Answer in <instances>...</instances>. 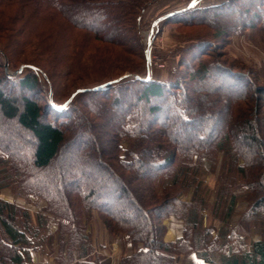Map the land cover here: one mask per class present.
Wrapping results in <instances>:
<instances>
[{"label":"trees","instance_id":"obj_1","mask_svg":"<svg viewBox=\"0 0 264 264\" xmlns=\"http://www.w3.org/2000/svg\"><path fill=\"white\" fill-rule=\"evenodd\" d=\"M151 1L0 0L1 38L28 26L25 44L35 37L34 22L64 21L86 41L71 46L94 42L95 56L122 63L117 74L60 95L47 66L16 59L0 45V121L17 128L11 135L0 130V162L9 170L0 189L13 179L22 193L45 203L46 214L34 225L28 210L0 199V264L25 263L44 238L47 217L58 222L67 251L85 256L90 247L81 220L92 211L109 234L128 233L142 244L118 264H172L174 254L190 252L202 261L197 264H264V79L246 62L213 50L246 29L264 31V0H223L164 14L157 24L228 21L190 41L163 79L150 75L139 33ZM8 5L15 13L2 16ZM84 139L92 144L78 147ZM220 154L224 163L211 195L204 177ZM94 170L101 175L94 177ZM239 185L242 191L234 188ZM122 198L125 205L117 207ZM233 215L235 225L229 224ZM168 216L183 222L173 242L156 233ZM251 227L258 238L247 244ZM74 264L104 263L89 257Z\"/></svg>","mask_w":264,"mask_h":264},{"label":"rangeland","instance_id":"obj_2","mask_svg":"<svg viewBox=\"0 0 264 264\" xmlns=\"http://www.w3.org/2000/svg\"><path fill=\"white\" fill-rule=\"evenodd\" d=\"M213 1H215V3H217V1L220 2L219 0H202L200 3L195 4V6L212 4L214 3ZM187 2V0H152L141 14L139 33L146 49L148 48L146 43H151L152 45L150 53L152 62L150 65H148L147 51L145 52L150 75L154 78H167L176 65L180 51L184 50L190 41H193V39L201 37L202 34L206 33V29H208L209 32H214L217 27L227 24L228 20L224 17L217 18L216 23L214 24V22H211L209 23V26H183L173 23L154 24V20L157 15H161L158 18L161 19L164 14L183 8L184 5L188 4ZM4 8L5 11H3L4 14H2V16L12 15L16 11L15 6L13 5H8ZM52 23L53 25L50 23L43 25L40 24L39 21L34 22L36 25L34 26L32 36L35 37L31 38L29 41L27 40L25 44L21 41L23 38L27 39L29 36V27L25 26L23 28L24 30H22V33L24 32L25 34H22L21 32H18L19 27L16 26L12 33L9 34L8 40L5 39V35L2 38L0 37V45L15 56L16 59L23 58V60L27 59L28 61L29 59H34L33 61L47 66V68L55 75L56 90L60 95L65 92L66 95L67 91L70 90L72 86L81 85L82 83H93L91 81H96L107 75H115L121 70L120 68H122V63L112 62L111 57H108L109 55L104 57L103 55H94V42L92 44H79L71 46L74 43H82V39L78 35V32L72 28H68L64 21L54 20ZM14 32L16 33L14 34ZM15 38H19V41L17 42ZM83 43H86V41ZM220 44L221 41H218L217 46L213 49L216 52L219 51V55L226 52L227 56H225L230 60L238 59L246 62L258 73L259 81L264 79V31H258L257 33L246 29L243 32L234 34L228 44ZM219 55L216 57H220ZM5 65L6 60L4 61V66ZM44 86L46 87L45 84ZM49 93L51 95L50 90ZM14 95L13 91L10 96L13 97ZM62 98L63 97H60V99ZM13 126L15 125L12 121H8L6 119L0 121V130L4 128L7 133L17 129ZM94 134L96 135V133ZM9 135H11V133H9ZM0 137H3L1 131ZM12 137L15 138V135ZM14 140L15 139H13V141ZM99 140L103 143L102 137L99 138ZM18 141H20V144H26L24 142L25 140L21 139ZM84 141H86V139L82 140L83 143H80L78 147L84 145V148L85 146H90V144H92L91 140L86 143ZM81 150L78 151L81 152ZM0 155L5 157L1 151ZM223 163L224 158H222L220 154L219 161L214 170L207 173L204 177L207 189L211 195H214L213 188L215 187V183L218 182L219 171ZM7 164L8 163L5 161L0 162V178L9 174ZM13 175L18 176V174L15 173ZM92 175L94 177H98L101 175V172L94 170ZM7 181H10L13 184H9V186L1 188L0 192L9 189L17 196L25 199L22 196H27V194L22 193L19 187L14 185L16 183L12 182L13 179H9ZM234 188L242 191L244 186L239 185ZM181 197L187 199L188 193L186 195H182ZM33 199L35 198L33 197ZM33 199L30 200L33 201ZM124 201L125 200L123 198L119 199V204H116V206L125 205ZM244 205L245 203L243 200L239 199L237 205L238 209H242ZM82 219H85V217H82ZM236 219L237 216L235 215L233 220L236 221ZM161 227L160 223L157 226L156 233L162 239L163 229L161 230ZM180 236L181 232L179 237ZM177 255L178 254H174L173 257L175 258ZM97 256L98 255H92L91 258H99V256Z\"/></svg>","mask_w":264,"mask_h":264},{"label":"crops","instance_id":"obj_3","mask_svg":"<svg viewBox=\"0 0 264 264\" xmlns=\"http://www.w3.org/2000/svg\"><path fill=\"white\" fill-rule=\"evenodd\" d=\"M213 2L215 3V1ZM183 7L186 6L184 5ZM160 16H156L154 24H157L156 20ZM157 79L160 78L157 77ZM3 191L0 192V199L28 210L30 221L34 225H38L39 216L46 215L42 212L45 204L43 201L37 198L33 199L30 195L22 196L27 200L22 199L9 189ZM30 199H33V201ZM236 208L238 207L236 206ZM234 216L229 221L231 225L236 224V221L233 220ZM81 222L84 225V231L87 234V241L90 247L89 252L85 256L80 257L77 248L70 253L67 251L65 237L61 236L57 230L58 222L54 218L47 217L42 227L44 238L35 242L34 248L30 249L29 257L23 264H73L80 258H89L92 255H98L100 262L104 264H118L121 257L130 255L141 248V243L135 242L128 233L109 234L95 211L91 212L88 219H82ZM161 226L163 229L162 240L173 242L180 235L182 220L174 216H168L162 220ZM256 238H258L257 234L254 228L251 227L247 244ZM200 262L202 261L196 257L194 252L186 255L178 254L173 260V264H197Z\"/></svg>","mask_w":264,"mask_h":264},{"label":"built area","instance_id":"obj_4","mask_svg":"<svg viewBox=\"0 0 264 264\" xmlns=\"http://www.w3.org/2000/svg\"><path fill=\"white\" fill-rule=\"evenodd\" d=\"M187 1H188L187 2L188 4L185 6H195V4L200 3V1H202V0H187ZM146 44L148 45V48L146 49L147 54H148V65H150L152 62V58H151V54H150L152 45H151V43H146Z\"/></svg>","mask_w":264,"mask_h":264},{"label":"water","instance_id":"obj_5","mask_svg":"<svg viewBox=\"0 0 264 264\" xmlns=\"http://www.w3.org/2000/svg\"><path fill=\"white\" fill-rule=\"evenodd\" d=\"M158 20H159V19H157L156 21L158 22ZM4 68L6 69V65L4 66ZM20 69H21V67H20L16 72L20 71ZM136 77H138V76H136ZM76 92H77V91H75L74 93H72V94L70 95V97L68 98V100H70V99L75 95Z\"/></svg>","mask_w":264,"mask_h":264}]
</instances>
